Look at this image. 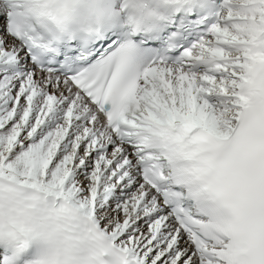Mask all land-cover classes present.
I'll list each match as a JSON object with an SVG mask.
<instances>
[{"label":"snow or ice","instance_id":"6c2138e0","mask_svg":"<svg viewBox=\"0 0 264 264\" xmlns=\"http://www.w3.org/2000/svg\"><path fill=\"white\" fill-rule=\"evenodd\" d=\"M0 264H264V0H0Z\"/></svg>","mask_w":264,"mask_h":264}]
</instances>
